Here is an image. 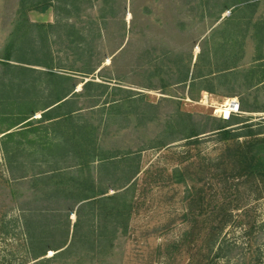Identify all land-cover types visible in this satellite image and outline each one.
<instances>
[{
  "label": "rangeland",
  "instance_id": "374dc122",
  "mask_svg": "<svg viewBox=\"0 0 264 264\" xmlns=\"http://www.w3.org/2000/svg\"><path fill=\"white\" fill-rule=\"evenodd\" d=\"M78 1L81 10L71 0H54L48 12L27 17L37 26L75 24L81 36L90 35L94 19L100 21L101 68L90 77L72 76L107 89L92 87L95 98L76 99L85 108L77 125L96 129L100 148L117 159L130 156L115 167L81 166L85 160L72 155L67 143L77 125L40 120L38 110L54 99L45 77L29 72L27 80L0 65V264H264V192L260 182L231 177L230 156L238 145L264 138V0L250 1L255 7L230 22L224 20L231 16L229 6L245 7L247 0ZM20 4L0 0V52ZM37 26L30 29L35 49L26 44L22 59L42 61L48 35L56 71L67 75L73 29L55 33ZM186 74L185 84H174ZM127 90L132 98L125 103ZM15 100L28 102L21 109L7 105ZM112 100L121 101L110 107ZM21 110L35 112L32 126L7 132ZM231 116L228 129L239 138L224 141L218 129ZM191 131L201 134L196 142L185 139ZM11 132H18L14 139L5 137ZM91 177L106 190L104 197L121 193L120 199L85 207L75 231L78 216L67 218L66 210L77 201L78 182ZM57 183L67 192H49ZM200 188L216 200L209 210H217L219 220L230 218L215 243L207 235L217 224L207 221V211L193 208ZM27 221L37 225L33 236Z\"/></svg>",
  "mask_w": 264,
  "mask_h": 264
},
{
  "label": "trees",
  "instance_id": "16d2710c",
  "mask_svg": "<svg viewBox=\"0 0 264 264\" xmlns=\"http://www.w3.org/2000/svg\"><path fill=\"white\" fill-rule=\"evenodd\" d=\"M250 1L252 0H247V1L242 2V4H245L244 5L245 7H242L238 3L231 4L229 6L231 9V13H230L231 16L229 18H225L224 20H227L228 22L232 20L234 21L236 20V18L237 19L239 18L238 14H240L242 10L251 9L255 7V3L252 4ZM19 2L21 3L20 5H21L22 10L20 11L21 13L19 14V17L16 20L14 27L12 28V32L10 33L8 37L7 43L5 44L3 50L0 52V65L4 69H13V72L15 71L22 72L24 74V75L22 74V77L24 76L23 78L27 80H28L29 72L38 73L40 74V77H43V78L45 77V81H43L42 83H46V85L48 86L47 88L48 90L52 89V94H53L54 99L51 104L45 105L44 108H42L41 110H38L41 113L40 120H54L57 118H60V119L62 118L65 120V122H69L72 126L75 124L77 125L76 115L81 114L83 110H85V108H83V106H80L78 102H76V99L81 98L87 94L89 95V91L91 90L92 87L93 89L94 87H97V89H101V88L107 89L106 85L102 83H98L95 80L87 81L85 79H82V81L78 82L76 80H79V78H75L72 76V75H75V76L90 77L94 75L95 72L99 68H101V64L103 62L102 57H101L102 54H99L98 57L96 58V52L98 50L96 47V42L102 39V33H103L102 28H100L101 26L98 24L100 21L98 22L97 19L96 20L94 19V22L92 21V24L90 25L91 27L89 28V31H90L89 36L88 35L81 36L80 35L81 31L76 29L75 24L73 25H70L68 23L63 24L62 27L66 28L67 26H70L73 29V33L70 32V35L73 37V39L72 41H70L69 48L73 50L75 54L72 57L73 59L71 60L70 65L64 68V70L66 71L65 73L67 75H62L56 71L57 67L55 64V59L53 55L51 54L52 44L49 42L48 35L46 36L45 39L43 38V45H44L43 48L46 54L45 56H43L42 61L30 60L28 62H25L26 60L22 59L23 57H25V54L28 53V48H27V52H25V49H24L25 45L27 44L28 47L31 46L30 51H33L36 46V45L34 46V43L38 42L35 40V38L30 37V29H32V27L34 26L36 27L37 25H33L30 22L29 18L27 17L28 13L30 11H36V12L44 14L54 7L55 5L54 0H19ZM82 4L83 3H81L78 0H71L72 8H74L75 11H77L78 9L81 10ZM69 5L70 3L65 4V6H69ZM25 6H28V7H25ZM25 8H28V9H25ZM101 8H102L101 9L102 13L105 12L107 9L106 4H104ZM227 8L228 7H226V9ZM103 18L104 16L102 17V19ZM226 24L227 23H225V25ZM61 25L62 23L59 22L55 25L46 26L42 24L37 27L43 30H46V31L47 30L49 31L50 29L51 31L53 32L55 31V33L56 32L58 33V29L62 28L60 27ZM128 42L124 47H121V46L119 47V52L116 56L120 55L122 52L125 51L126 47L128 46ZM13 62H17L20 64H26L30 66L42 67L45 70H37V69L29 68V67L19 66V65L13 64ZM187 81H188V75L186 74L184 77L178 80L176 79L174 84H185ZM10 83H12V80H10ZM24 83L27 84L28 82H24ZM78 86L81 87L80 91H77ZM126 93H127L126 98L122 100L125 103L128 102L132 98L129 90H127ZM89 96H92V95H89ZM91 98H95V97L92 96ZM46 100H50V99H46ZM119 101L121 100H112L108 104H110L109 105L110 107L111 106L114 107L115 105H117V103H119ZM24 102H28V101H24ZM24 102L22 100V102L18 103L17 100H15L13 103L7 104V105H9L10 107V105L15 106V104L18 103V106L21 109L23 106H25ZM94 106H97V104ZM25 111L26 110H21V112H19L18 117H16V118H19L18 121H13V123L10 125V128L7 130V132L13 130L14 128L18 127L19 125L23 123H26L24 124V126H22L23 128H29L30 126H32L33 121L31 120L32 119L31 117L35 112L27 113V111L26 112ZM231 119H232V116L228 120L225 119L224 121L225 125L224 124L221 125L220 128L218 129L219 130L218 133L222 135L224 141H229L230 139L239 138L238 135H235L233 131L228 129L230 127L229 123ZM77 127H75V129L69 135V140L67 143H68V146L72 149V155H75L76 157H79L85 160L84 163H80L81 166L85 165V163L91 166V164L95 162H100L101 164L115 167L119 163H122V161H127L128 157L130 156L129 155L130 153H127L124 159L123 160L121 159L122 160L121 161L120 159H117L119 157L118 154L116 153L111 154V153L106 152L104 149L100 148L99 143H97L96 141L97 140L96 133H95L96 129L92 128L91 126L88 127L87 125H85L84 127H80V126L78 128ZM17 134L18 132H11L5 135V137L14 139V137ZM200 135L201 134L195 131H191V133H189L185 139L196 142ZM251 135H253L252 132H251ZM193 138L195 139L192 140ZM230 156H231V162H233L234 164L231 177L245 178L249 182L250 181L255 182V183L260 182V186L262 187V190L264 192V138L255 137L251 141L245 143L244 145H238L234 150L230 151ZM235 165L237 167H235ZM138 172L139 171L130 175V177L127 178L125 185L132 182L134 178L136 177V174H138ZM94 181H95L94 178L91 177L88 180L78 182L77 189L75 191L76 194H78L77 199H76L77 201L76 202L73 201L74 203H71V205H69L68 209L66 210L67 218L69 217V214L71 213H75L78 216V219L76 223L74 224L75 231H77V229L80 228V225L82 224V219H83L82 214H83L85 207L93 206L96 203L106 204L108 200L115 201L116 199H120L119 195L121 193H118L117 195H114V196L104 197L107 194L106 190L97 186ZM66 184L69 185L70 182L68 181ZM113 188L116 189L115 186ZM117 189L121 190L123 189V187H120ZM71 190L73 191V193H75L74 189H70V190L68 189V191H71ZM51 191L52 193H55L54 195H56V194H61L62 192L66 193L67 189L62 188L61 183H57L55 184V186H53L52 189H50L49 192ZM198 194L199 196L194 200L195 204L193 208L197 210L200 208L201 209L199 210L200 212L207 211V213L210 216V217H207V221H210L211 218H213L212 221L217 224L216 227L213 228L214 231H211L207 235L208 242L213 241L215 243L219 239L221 235V231L228 224L229 219H230L229 215L226 214L219 220V217H218L219 212L217 213L216 212L217 210L215 209L214 211L209 210L211 209V207L213 206L216 200L207 199L206 192L204 191L203 188L199 189ZM68 202L69 200L68 201L66 200L63 204L66 205ZM81 203H83V205H81L78 208V210H75V208ZM224 210H226V208H224ZM194 212L195 211H192L193 214ZM44 217L45 218L43 220H48V217L50 216L45 215ZM47 222L48 221H46V224ZM26 226H27V231L30 234V236H33L34 232H36L37 225L32 224L29 227V222L27 221ZM33 229H34V232H33ZM65 245L61 247L59 250L66 248ZM208 264H210V262Z\"/></svg>",
  "mask_w": 264,
  "mask_h": 264
},
{
  "label": "built area",
  "instance_id": "2783aa9c",
  "mask_svg": "<svg viewBox=\"0 0 264 264\" xmlns=\"http://www.w3.org/2000/svg\"><path fill=\"white\" fill-rule=\"evenodd\" d=\"M232 104H235V103H232ZM236 107H237V108H240V104H239V103H237Z\"/></svg>",
  "mask_w": 264,
  "mask_h": 264
},
{
  "label": "bare ground",
  "instance_id": "6f19581e",
  "mask_svg": "<svg viewBox=\"0 0 264 264\" xmlns=\"http://www.w3.org/2000/svg\"><path fill=\"white\" fill-rule=\"evenodd\" d=\"M236 105H237V104H236ZM236 105H235V106H236ZM236 108H237V107H236ZM237 109H239V108H237Z\"/></svg>",
  "mask_w": 264,
  "mask_h": 264
}]
</instances>
